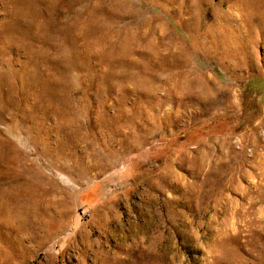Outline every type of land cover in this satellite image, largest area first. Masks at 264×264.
<instances>
[{
    "label": "rangeland",
    "instance_id": "374dc122",
    "mask_svg": "<svg viewBox=\"0 0 264 264\" xmlns=\"http://www.w3.org/2000/svg\"><path fill=\"white\" fill-rule=\"evenodd\" d=\"M0 264H264V0H0Z\"/></svg>",
    "mask_w": 264,
    "mask_h": 264
}]
</instances>
